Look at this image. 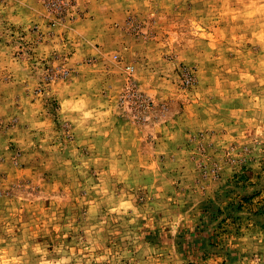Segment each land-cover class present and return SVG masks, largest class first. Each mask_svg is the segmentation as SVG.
<instances>
[{
  "label": "rangeland",
  "instance_id": "1",
  "mask_svg": "<svg viewBox=\"0 0 264 264\" xmlns=\"http://www.w3.org/2000/svg\"><path fill=\"white\" fill-rule=\"evenodd\" d=\"M0 264H264V0H0Z\"/></svg>",
  "mask_w": 264,
  "mask_h": 264
},
{
  "label": "crops",
  "instance_id": "2",
  "mask_svg": "<svg viewBox=\"0 0 264 264\" xmlns=\"http://www.w3.org/2000/svg\"><path fill=\"white\" fill-rule=\"evenodd\" d=\"M49 95H51V94H49ZM53 100H56V97H54V98H52ZM56 103H58V101L56 100Z\"/></svg>",
  "mask_w": 264,
  "mask_h": 264
},
{
  "label": "built area",
  "instance_id": "3",
  "mask_svg": "<svg viewBox=\"0 0 264 264\" xmlns=\"http://www.w3.org/2000/svg\"><path fill=\"white\" fill-rule=\"evenodd\" d=\"M127 70H129L130 68H126Z\"/></svg>",
  "mask_w": 264,
  "mask_h": 264
}]
</instances>
